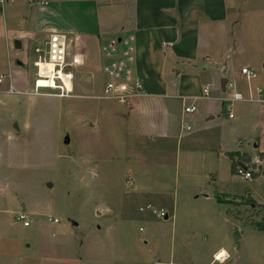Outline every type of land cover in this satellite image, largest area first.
Segmentation results:
<instances>
[{
    "label": "rangeland",
    "instance_id": "1",
    "mask_svg": "<svg viewBox=\"0 0 264 264\" xmlns=\"http://www.w3.org/2000/svg\"><path fill=\"white\" fill-rule=\"evenodd\" d=\"M228 1L234 4L229 20L210 40L218 53L207 62H178L168 72L178 83L175 72L194 67L209 98L195 100L194 113L182 108L190 100H174L170 135L146 129L139 145L146 151L137 153L122 116L131 100L100 97L108 76L96 35H88L87 59L95 65L75 69L71 96L32 94L35 48L59 32L76 51L80 30L97 27L96 12L63 9L52 0L3 4L0 264H264V230L257 225L264 209L241 199L250 195L264 204V103L225 100L234 91L230 84L246 97L250 88L264 91V0ZM106 11L100 7L98 19ZM246 65L256 73L250 81L241 75ZM11 83L19 93H10ZM226 151L247 152L260 163L257 175L233 174ZM234 199L240 204H229ZM19 212L30 226L17 220ZM48 215L60 222L48 223ZM220 247L230 254L224 262L213 260Z\"/></svg>",
    "mask_w": 264,
    "mask_h": 264
},
{
    "label": "crops",
    "instance_id": "2",
    "mask_svg": "<svg viewBox=\"0 0 264 264\" xmlns=\"http://www.w3.org/2000/svg\"><path fill=\"white\" fill-rule=\"evenodd\" d=\"M7 1L9 2V0ZM42 1L50 0H39V2ZM52 1L57 2L56 4L63 9L72 6L79 12H83V9H87L89 13L96 12L94 20L97 27L93 30H80L84 36L80 41L79 48H75L76 51L74 48L68 47L70 57L75 54L81 56L82 62L76 68L86 64L87 68L91 70V66L95 65L94 61L87 60L90 36L98 37V54L104 61L103 65L106 63L103 46L114 39L121 40L123 43L130 42L131 53L134 57L131 70L134 76L142 82L144 88L142 95L132 99L127 111H124L122 115L126 121L127 129L130 131L126 134L128 140L130 139V148L137 147L134 150L135 153L141 149L146 151V148L139 146L144 144L145 135L148 133L145 132L146 129L155 130L159 134L162 130L163 133L160 135L164 138L170 135V118L173 114L174 100L181 99L183 104L190 100V104H195V100L202 97V75L194 67L186 71L177 70L175 76L180 77L178 83L168 79V72L170 69L175 70L174 65L178 62L187 63V65H193L197 61L200 63L201 59L207 62L210 60V54L218 53L216 44L212 46L210 40L212 36L214 37V32L229 20L228 7L232 4L228 0ZM232 5L234 6V4ZM100 7H103L105 11L108 10L106 11L108 15L105 18L102 17L103 20L98 19L97 15ZM63 18H67V16ZM67 20L69 19L67 18ZM64 23L69 25L68 29L73 34L76 33V26L72 27L71 23L65 20ZM218 59L216 56L215 60ZM103 65L101 72L104 71ZM176 84L178 89L175 93L171 91V88H175ZM103 87H105L104 84ZM222 87L225 86L222 85ZM184 106L186 104L183 105V109ZM154 117H157V123H155ZM133 139L137 140L138 146L133 145ZM143 156L144 154L141 157ZM263 157L261 156V158ZM256 163L260 165V163ZM99 228L101 227L99 226ZM221 250L227 253L224 258L230 257L229 252L220 247L213 252V260H217V253Z\"/></svg>",
    "mask_w": 264,
    "mask_h": 264
},
{
    "label": "built area",
    "instance_id": "3",
    "mask_svg": "<svg viewBox=\"0 0 264 264\" xmlns=\"http://www.w3.org/2000/svg\"><path fill=\"white\" fill-rule=\"evenodd\" d=\"M6 0H0V8ZM67 37L63 33L52 32L48 39L44 42L42 47H36L37 59L34 61L36 67V78L33 81L34 90L32 94L35 95H51L65 98L71 96L73 89V81L75 80V69L82 60L81 56L75 54L70 57L68 52ZM106 63L104 71L108 76L105 84V94L100 97L107 99L118 100L119 102L129 103V101L142 95L144 90L142 82L133 74L132 63L134 57L132 56V47L129 41L124 43L121 40L114 39L107 43L102 48ZM52 65V68H49ZM242 76L248 81L256 77V73L250 67H243L241 69ZM3 76H0V83ZM66 81L70 82L72 89H66ZM229 87L234 89L232 96L225 98V100L233 103L237 101H249L256 103H264V91L257 86L255 89H249V96L246 97L243 93L235 89V84H230ZM14 85L11 83L10 93H19ZM51 90V92H45ZM202 97L209 98V89L203 88ZM185 113H194L197 111L195 104L184 106ZM246 179L252 177L249 170H239ZM165 212L161 210L159 216H164ZM17 220L23 222L24 226H30V221L27 213L19 212ZM47 222L57 224L60 219L56 216L48 215Z\"/></svg>",
    "mask_w": 264,
    "mask_h": 264
},
{
    "label": "trees",
    "instance_id": "4",
    "mask_svg": "<svg viewBox=\"0 0 264 264\" xmlns=\"http://www.w3.org/2000/svg\"><path fill=\"white\" fill-rule=\"evenodd\" d=\"M227 157L231 160V172L233 174L239 173V170L244 169L243 167H247V170L250 171L252 177H255L257 174L253 171V169L256 167L255 163L252 161L251 157L246 153H241L239 151H230L226 152ZM261 156L262 153H261ZM242 165V166H240ZM241 199H243V202L250 203L251 206L254 208L264 209V204L258 203L252 196H243ZM241 201V200H240ZM234 203V205L240 204V202L236 199L229 200V204ZM231 211V210H230ZM238 218V216H237ZM242 222L244 224L249 223L248 219H242ZM260 230H264V221H261L260 223H257Z\"/></svg>",
    "mask_w": 264,
    "mask_h": 264
},
{
    "label": "water",
    "instance_id": "5",
    "mask_svg": "<svg viewBox=\"0 0 264 264\" xmlns=\"http://www.w3.org/2000/svg\"><path fill=\"white\" fill-rule=\"evenodd\" d=\"M13 45H14V48L16 49V50H21L22 49V42H21V40L20 39H15L14 41H13ZM225 84H226V80L224 79L223 81H222V85L223 86H225ZM240 166H242V165H240ZM243 167V166H242ZM245 170L247 169V167H243ZM164 217V219H168L169 218V214H168V212L167 211H165V215L163 216Z\"/></svg>",
    "mask_w": 264,
    "mask_h": 264
},
{
    "label": "bare ground",
    "instance_id": "6",
    "mask_svg": "<svg viewBox=\"0 0 264 264\" xmlns=\"http://www.w3.org/2000/svg\"><path fill=\"white\" fill-rule=\"evenodd\" d=\"M49 68L51 69L52 68V65H49ZM66 89H68V90H71L72 89V85L68 81H66ZM225 256H227V253L225 251H223V250H221V251H219L217 253V259H219V260H222L223 261V260L227 259V258H224Z\"/></svg>",
    "mask_w": 264,
    "mask_h": 264
}]
</instances>
